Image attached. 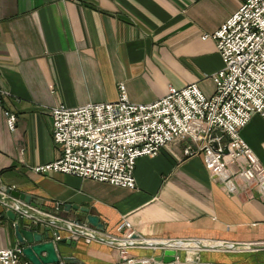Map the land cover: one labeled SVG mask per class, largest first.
Wrapping results in <instances>:
<instances>
[{
    "label": "crops",
    "instance_id": "0c3cea01",
    "mask_svg": "<svg viewBox=\"0 0 264 264\" xmlns=\"http://www.w3.org/2000/svg\"><path fill=\"white\" fill-rule=\"evenodd\" d=\"M244 1L0 0V89L7 92L0 104V188L28 195L29 212L37 216L76 217L74 209L63 211L69 204L86 208L103 225L93 231L99 238L50 226L58 239L71 241L55 242L58 264L122 262L121 245L111 242L125 235L116 231L122 219L139 243L125 246L126 258L134 261L122 264H264V200L235 178V190L226 191L209 177L200 155L182 154L184 141L138 157L133 189L32 170L61 155L50 134L53 105L115 101L119 82L134 103L152 102L168 85L188 83L210 96L211 76L223 63L214 41L200 36L213 33ZM3 108L16 115L12 131ZM239 134L264 168V116L253 114ZM16 218L19 227L32 222ZM33 224L35 232L45 226ZM169 238L256 246L210 249L191 242L176 249L174 261H155L163 248L145 243ZM14 245L22 247L0 205V248Z\"/></svg>",
    "mask_w": 264,
    "mask_h": 264
},
{
    "label": "built area",
    "instance_id": "2783aa9c",
    "mask_svg": "<svg viewBox=\"0 0 264 264\" xmlns=\"http://www.w3.org/2000/svg\"><path fill=\"white\" fill-rule=\"evenodd\" d=\"M200 38L214 41L223 63L211 76L214 89L210 96H204L195 83H188L179 88L168 85L165 94L152 102L134 103L119 82L115 101L74 107L53 105L49 108L50 134L61 155L32 170L133 189L138 157H153L166 144L184 141L182 154L200 155L209 177L219 180L226 191L235 190V178L245 187L252 186L264 200V168L239 134L253 114L264 116V0H245L213 33H202ZM5 95L7 92L0 89V104ZM2 115L6 129L14 130L15 113L3 108ZM230 165H234L233 173L228 171ZM6 196L11 201H5ZM21 202L0 188L3 212L12 210L29 219L31 206L22 202L27 206L23 207ZM66 222L81 233L63 227L72 234L97 236L86 221ZM128 228L129 223L122 219L116 231L125 230L124 237H111L112 243L121 245L119 264L134 261L126 258L124 251L130 244L121 243L132 241ZM56 230L52 231L54 240L59 238ZM0 264L30 263L22 256L21 247L14 245L0 248Z\"/></svg>",
    "mask_w": 264,
    "mask_h": 264
},
{
    "label": "water",
    "instance_id": "95a60500",
    "mask_svg": "<svg viewBox=\"0 0 264 264\" xmlns=\"http://www.w3.org/2000/svg\"><path fill=\"white\" fill-rule=\"evenodd\" d=\"M12 197L18 198L19 200L30 204L33 206L31 202V198L28 195H24L23 193H19L17 191H9L6 189L5 191ZM5 201H11L10 197H4ZM17 209L22 210L20 205L17 204ZM69 209L76 210V217L67 218L68 221L78 222L80 221V217H84L87 224L92 226L95 231L101 232L103 229L102 223L98 221L96 215L88 213L86 208L78 207L74 205L65 204L63 207V211L67 212ZM28 213L29 219L37 220L40 222L45 223L42 232H35L34 231V224L30 222L28 225L23 224L19 227L18 222L16 221L15 212L12 210H6L4 215L11 221L14 222V236L16 241L22 246L21 253L22 256L30 263V264H58L59 257L55 250V242L58 241L60 243L65 242L69 244L71 241L63 240V239H53V233L50 230L51 225H59L62 227H66L69 231L74 233H79L74 227L70 226L66 222V218H44L41 216H37L32 213ZM55 234L58 235V231H55ZM94 238H98L96 235H93ZM135 235H131V243H126L122 241L121 243L124 245L128 244H139L134 241ZM176 242V243H174ZM193 243L198 248H210V249H217V248H225V249H232L236 246L242 245L249 248H254V244L251 243H216L212 245H206L201 243L198 240H184V239H169L167 241H147L145 244L153 245L156 247L163 248L161 253L157 255L154 260L163 263H169L174 261L176 250L175 248H179L181 244H188ZM143 244V243H140Z\"/></svg>",
    "mask_w": 264,
    "mask_h": 264
}]
</instances>
